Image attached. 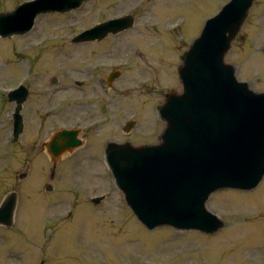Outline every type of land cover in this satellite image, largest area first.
Masks as SVG:
<instances>
[{"label": "rangeland", "instance_id": "rangeland-1", "mask_svg": "<svg viewBox=\"0 0 264 264\" xmlns=\"http://www.w3.org/2000/svg\"><path fill=\"white\" fill-rule=\"evenodd\" d=\"M22 1L0 0V12ZM224 1L86 0L66 13L38 15L21 35L0 37V201L10 190L18 194L15 223L0 226V264H264V179L251 191L210 195L206 208L225 218L214 235L166 227L148 231L102 160L107 142L141 144L162 130L154 109L166 90L181 91L176 82L181 55ZM263 9L258 0L225 58L255 92H264ZM131 12L132 28L100 42H71L93 24ZM118 63H124L121 77L105 92L110 87L103 79ZM145 80L151 85L140 88ZM24 81V130L13 140L15 103L6 90ZM119 90L127 93L119 96ZM111 91L116 100L108 112ZM128 116L139 123L126 135L119 126ZM99 118L100 129L83 135L84 148L61 157L50 180L52 165L42 142L57 125ZM104 192V200L90 202Z\"/></svg>", "mask_w": 264, "mask_h": 264}, {"label": "water", "instance_id": "water-1", "mask_svg": "<svg viewBox=\"0 0 264 264\" xmlns=\"http://www.w3.org/2000/svg\"><path fill=\"white\" fill-rule=\"evenodd\" d=\"M82 1L35 0L15 12L0 13V35L24 33L36 15L67 11ZM252 2L232 0L207 21L201 37L182 56L178 74L185 91L181 96L166 95V103L159 108L167 122L162 143L151 151L128 144L107 147V159L118 186L139 219L150 228L168 223L214 232L221 223L203 211L204 199L218 188L252 189L264 176V93H254L246 84L237 83L234 69L223 62ZM131 22V17L105 22L74 41L100 40L109 32L128 28ZM26 95L20 89L11 99L20 104ZM191 102H197L200 108L192 110ZM19 111L18 105L14 114L15 137L23 127ZM49 145L57 156L64 149L79 145V141L76 132L62 131ZM162 154L165 156L159 157ZM151 157L156 166L134 172L144 159ZM153 181L156 186L172 183L173 188L151 189L150 195L142 194L139 184L146 188ZM15 204L16 195L12 193L1 204L0 223H11Z\"/></svg>", "mask_w": 264, "mask_h": 264}, {"label": "bare ground", "instance_id": "bare-ground-1", "mask_svg": "<svg viewBox=\"0 0 264 264\" xmlns=\"http://www.w3.org/2000/svg\"><path fill=\"white\" fill-rule=\"evenodd\" d=\"M60 55H61L60 53H57V54H56V57H57V58H60Z\"/></svg>", "mask_w": 264, "mask_h": 264}]
</instances>
